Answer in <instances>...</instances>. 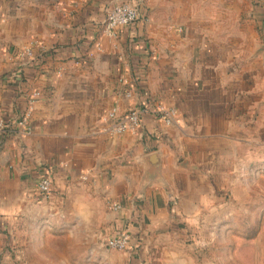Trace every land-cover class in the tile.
Wrapping results in <instances>:
<instances>
[{
    "label": "crops",
    "instance_id": "0c3cea01",
    "mask_svg": "<svg viewBox=\"0 0 264 264\" xmlns=\"http://www.w3.org/2000/svg\"><path fill=\"white\" fill-rule=\"evenodd\" d=\"M117 3L141 15L110 36ZM52 48L59 60L22 72L28 49ZM158 103L173 122L144 111L138 131L106 130L114 105ZM0 114V228L83 242L125 229L134 251L159 250L228 209L230 178L264 153V0H0ZM153 151L160 175L144 181Z\"/></svg>",
    "mask_w": 264,
    "mask_h": 264
},
{
    "label": "rangeland",
    "instance_id": "374dc122",
    "mask_svg": "<svg viewBox=\"0 0 264 264\" xmlns=\"http://www.w3.org/2000/svg\"><path fill=\"white\" fill-rule=\"evenodd\" d=\"M253 163L244 175L230 178L237 183L223 201L228 209L199 221L195 233L162 238L159 250L146 251L144 244L140 252L114 249L106 238L39 240V230L31 238L30 230L18 225L12 232L0 228V264H264V153Z\"/></svg>",
    "mask_w": 264,
    "mask_h": 264
},
{
    "label": "built area",
    "instance_id": "2783aa9c",
    "mask_svg": "<svg viewBox=\"0 0 264 264\" xmlns=\"http://www.w3.org/2000/svg\"><path fill=\"white\" fill-rule=\"evenodd\" d=\"M141 11L137 5L130 3L114 4L107 13L105 21V31L112 36L117 26L131 25L139 20ZM29 54H33V49L27 50ZM130 95V94H129ZM144 111H150L158 114L166 122L171 123L175 120L176 110L158 103L149 105L145 108L136 106H123L116 104L103 114V119L108 123L106 130L111 135L120 134L126 131L136 132L139 130ZM19 124L24 126V130H29L26 118L19 120ZM9 124L3 115L0 114V132L6 131ZM40 198H49L54 192V183L51 177L43 176L39 181ZM116 207V206H115ZM107 245L110 248L128 250L131 249V235L128 230H120L116 235L107 239Z\"/></svg>",
    "mask_w": 264,
    "mask_h": 264
},
{
    "label": "trees",
    "instance_id": "16d2710c",
    "mask_svg": "<svg viewBox=\"0 0 264 264\" xmlns=\"http://www.w3.org/2000/svg\"><path fill=\"white\" fill-rule=\"evenodd\" d=\"M57 48H52L50 50H37V51H34L33 52V55H34V58L32 60H30L27 64H25L24 66H22L21 70L22 72H25L26 71V65H27V68L29 69H35L37 71H40L44 66H49L46 65L48 63V58L51 57L55 60H59L58 57H56L57 55ZM3 117L5 118V116L3 115ZM6 122L9 124H11V122H9L6 118H5ZM8 126V127H9ZM7 127V128H8ZM131 245H132V242H131ZM137 247V246H136Z\"/></svg>",
    "mask_w": 264,
    "mask_h": 264
},
{
    "label": "water",
    "instance_id": "95a60500",
    "mask_svg": "<svg viewBox=\"0 0 264 264\" xmlns=\"http://www.w3.org/2000/svg\"><path fill=\"white\" fill-rule=\"evenodd\" d=\"M146 158H147V162L149 165V169H148V173L146 177H144V181L145 179L151 180L160 175L159 170H160V163H161V155L158 152L153 151L149 153Z\"/></svg>",
    "mask_w": 264,
    "mask_h": 264
}]
</instances>
